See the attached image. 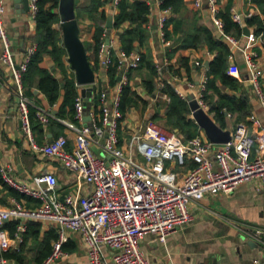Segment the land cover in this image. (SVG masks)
Instances as JSON below:
<instances>
[{
  "label": "crops",
  "instance_id": "0c3cea01",
  "mask_svg": "<svg viewBox=\"0 0 264 264\" xmlns=\"http://www.w3.org/2000/svg\"><path fill=\"white\" fill-rule=\"evenodd\" d=\"M3 1L5 3L3 28L9 38L13 61L17 66L24 59L26 49L30 45L35 44L36 48L39 45L37 20L31 16L26 0ZM39 1L43 9L51 10L57 16V21L52 23V28L57 31V37L47 42L46 49L37 62V68L44 73H49L57 81L58 87L55 90L56 97L51 100L42 89L43 87L41 88L39 84L41 76L34 66L22 74L24 92L33 102L29 105L31 133L38 144H44L58 135H65L67 148L71 149L74 145V131L58 118L73 121L78 125L89 124L91 113L95 115L99 113V91L110 92L114 83L111 82L110 68H103L96 57L94 39L96 26L91 18V14L95 12H90L93 0H79L75 7V16L90 64L94 65L95 81L89 84L92 91L84 105L82 119L75 118L76 121L71 119L70 106L65 100L66 78L74 80L77 94L81 96L84 85L77 84L74 71L68 61V53L62 41L58 4L50 6L51 0ZM117 1L114 3V0H106L96 8L97 11L105 14L106 19L109 15L112 16L109 39L113 44V54L124 49L121 33L138 26L137 22L129 20H124L119 25L114 24L115 15L118 12ZM127 1L132 3L135 0ZM144 1L148 4L149 11L145 21L140 24L143 31L142 37L134 39L132 48L141 54L143 62L129 72L130 89L133 94H130V98L128 97L123 105V116L118 127L119 146L127 153L138 157L136 139L133 138L141 136L149 122H153L155 126L163 130L176 131L183 138L178 127L166 121L165 104L170 101L167 87L173 88L175 92L177 90L184 92L188 104L187 96L194 92L187 83L198 84L204 73L207 75L210 62L223 49L220 44L217 45L218 41L227 47V66L230 64L238 66L237 76L229 74L236 79V84L229 85L216 78L215 83L219 91L228 98L231 97L232 101L230 100L229 104L222 106L221 109H211L210 105L217 101V96L213 94L210 98L212 103L206 99L204 109L217 126L223 131H229L230 137L234 135L240 123H243L252 133L254 129L248 116L255 114L264 121V109L259 104L248 79L242 53L231 47L220 35L208 6L203 2L200 7H197L194 0H174L176 2L174 5L166 3V0ZM217 3L219 8L217 15L222 19L223 25V17L236 22L232 12L241 13L242 16L251 12L250 16L243 17L241 23L236 22L241 28L238 35L227 32L225 28L224 31L236 37L241 44L245 42L244 28H247L248 33L253 32L259 36L254 49L258 54L256 60L262 69L259 80L264 91L263 9L256 0H217ZM166 6L171 7V13L166 18L164 26L159 27L161 9ZM104 28H106L105 25ZM161 30L164 32L163 35ZM205 32L208 33L207 38H205ZM193 33L199 34V41L196 40L194 46H184L189 35L192 37ZM54 40L61 49L58 57L60 64L52 53ZM164 40H168L169 43L166 44ZM1 51L0 41V53ZM186 58L188 60L185 65L183 60ZM195 61H200L202 65H196ZM150 66H154L157 72L153 73ZM211 77L213 76L210 75ZM40 108L50 110L53 114L46 123L39 121L36 115ZM88 115L89 119H87ZM188 115L197 125L195 136L209 140L204 129L192 117L191 110ZM92 149L99 155L103 154L101 147L96 143H93ZM0 162L10 167L9 173L28 183L32 181V176L36 173L43 170L54 171L58 179L56 190L59 197L76 187L75 177L69 170L64 168L58 160L47 157L32 147L31 141L21 126L11 68L9 64L1 60ZM166 165L182 174L192 167L194 162L187 157L182 166L172 162H167ZM11 197L18 198L26 206H36L39 203L38 199L8 186L3 182L0 174V207L9 206ZM189 210L192 219L179 225L164 243L150 234L141 240L140 246L150 264H264V244L254 234L255 228H264V188L258 180L243 182L231 192L208 194L198 201L191 202ZM17 222L9 219L4 224L11 238ZM26 225L23 241L17 244V248L12 247L14 241L11 240L12 244L8 250H0V256L5 257L8 264H42L51 252L52 243L58 236L59 226L33 220L27 221ZM66 233L68 239L63 245L65 254L54 259L50 264H88L86 249L79 234L69 229H66ZM103 254L106 264H115L111 259L109 248L103 247Z\"/></svg>",
  "mask_w": 264,
  "mask_h": 264
},
{
  "label": "built area",
  "instance_id": "2783aa9c",
  "mask_svg": "<svg viewBox=\"0 0 264 264\" xmlns=\"http://www.w3.org/2000/svg\"><path fill=\"white\" fill-rule=\"evenodd\" d=\"M27 1L30 14L35 18L39 0ZM203 2L208 6L220 35L242 53L248 79L264 109V91L259 80L262 69L254 49L259 36L250 32L245 35V42L239 43L236 37L224 31L223 21L217 15V0H194L197 7ZM4 11L5 3L0 0V60L11 68L21 126L34 149L58 160L74 175L76 187L59 197L56 190L58 179L54 171L36 173L28 183L9 173L10 167L0 162L4 183L39 200L36 206H26L18 198L11 197L9 206L0 207L1 251L11 247V240L14 241L12 247L17 248V244L23 241L26 222L33 220L59 226L51 252L42 264H50L65 254L63 245L68 239L66 229L77 232L81 237L88 264H106L103 247L111 250V259L115 264H150L140 246L141 240L150 234L164 243L179 225L192 219L189 210L191 202L208 194L231 192L246 181L258 180L264 188V121L255 114L248 116L254 129L252 133L240 123L234 135L225 143H214L199 136L184 140L176 131H166L149 122L144 133L133 138L136 139L138 157L119 146L121 90L129 82V72L139 65L141 54L134 49H121L113 54V44L109 38L106 39L107 28L98 46L97 57L103 68L115 67L116 81L110 92L99 91V113H91V122L87 125L58 118L74 131L71 149L67 148L65 135L38 144L32 137L29 118V105L33 102L25 94L22 82V74L28 68L36 45L32 44L26 49L19 65L14 64L9 38L3 28ZM170 13V6L161 9L159 27L164 26ZM245 15L250 16L251 12ZM244 16L232 12L233 19L238 23ZM164 42L169 43L168 40ZM195 64L202 65L200 61H195ZM227 73L237 76L238 66L230 64ZM206 83L205 73L198 84L187 83L202 108L206 106ZM176 92L186 99L184 92ZM84 105L83 97L78 94L74 100L78 120L82 119ZM36 115L42 123L53 116L50 110L41 108ZM93 143L101 147L102 155L93 151ZM187 157L193 160L194 165L182 174L166 165L172 162L182 166ZM9 219L18 221L12 238L4 228ZM254 234L264 244V228H255ZM0 264H8L5 257L0 256Z\"/></svg>",
  "mask_w": 264,
  "mask_h": 264
},
{
  "label": "trees",
  "instance_id": "16d2710c",
  "mask_svg": "<svg viewBox=\"0 0 264 264\" xmlns=\"http://www.w3.org/2000/svg\"><path fill=\"white\" fill-rule=\"evenodd\" d=\"M50 6H57L58 0H51ZM106 0H93L92 8L90 12H95V14H91V18L95 22L96 30L94 33L95 45H96V54L98 50V46L101 40L104 38L105 28L104 25L106 23V16L102 11H97L96 8L101 5ZM166 3H171L174 5V0H166ZM258 4L264 11V0H256ZM118 12L115 15V25H119L124 20H129L130 22H137L138 26L131 27L121 33V41L123 48L125 50H131L133 48V41L136 37H142V29L140 24L145 21L146 15L149 11V6L144 0H135L132 3H129L127 0H118ZM176 5V4H175ZM35 19L37 20V39L39 45L32 55L27 71L30 67H35L37 72H39L41 79L39 82L41 88L47 94V96L53 100L56 97V88L58 87L57 81L49 74L44 73V71L37 68V62L40 60L42 56V52L46 49L47 42L51 38L57 37V31L52 28V23L57 21V16L51 10H45L42 7V3L38 2V10L35 15ZM224 19V28L227 32H231L235 35H238L241 32V28L238 23L233 22L227 17H223ZM178 24V22H177ZM208 37V33L205 32V38ZM197 38V39H196ZM199 41V34L193 33L192 37L189 35L187 41L183 44L184 46H194L195 42ZM221 45L223 49L220 50L219 54L210 62L208 69H207V83L206 89L204 91V100L209 99V103H212L211 99L212 95L215 94L217 96V101L213 102L210 105L211 109L215 110L218 108L221 109L222 106L228 105L230 100L232 101L231 97H227V95L221 93L217 88L215 83L216 78L219 79L221 82L233 85L236 84V79L227 73V62H226V51L227 47L220 41L217 42V45ZM52 53L60 64V59L58 58L61 53V49L57 45V43H52ZM88 57V56H87ZM97 57V55H96ZM89 59V57H88ZM186 60H183V64L186 65ZM143 62V57L141 56V60L139 65ZM94 69V65H91ZM138 67V66H137ZM136 67V68H137ZM153 73L157 72V69L153 66H150ZM26 71V72H27ZM25 74V73H24ZM109 74L111 78V82L114 83L116 81L115 76V67H110ZM210 75L213 76L210 78ZM24 76V75H23ZM129 76V75H128ZM23 81H24V77ZM26 78V77H25ZM210 78V79H209ZM65 87L67 89L66 92V102L69 103L70 106V113H72L71 119L76 121L75 110H74V100L75 97L78 95L76 86L73 79L66 78ZM167 91L170 94V101L165 104V114H166V121L168 124L174 125L178 127L179 131L183 134V139L187 140L194 137L197 134V125L192 121L189 117L190 109L188 107L186 99L181 98L173 88L167 87ZM130 94H133L132 90L130 89V83H126L122 90H121V98H120V109L123 116V105L126 103L128 97L130 98ZM216 112V111H215ZM60 113V112H59Z\"/></svg>",
  "mask_w": 264,
  "mask_h": 264
},
{
  "label": "water",
  "instance_id": "95a60500",
  "mask_svg": "<svg viewBox=\"0 0 264 264\" xmlns=\"http://www.w3.org/2000/svg\"><path fill=\"white\" fill-rule=\"evenodd\" d=\"M78 2L79 0H58V13L63 45L67 50L68 61L74 71L77 84L84 85L81 89V94L84 98V104H86L92 91V87L89 84L94 83L95 73L87 57L85 45L79 35V25L75 16V7ZM105 27L107 28L106 39L108 40L112 27L111 15L107 17ZM244 34H248L247 28H244ZM187 100L192 117L204 129L209 141L225 143L231 138L229 131H223L216 125L205 109L199 106L193 94H189ZM87 119H89V115Z\"/></svg>",
  "mask_w": 264,
  "mask_h": 264
}]
</instances>
